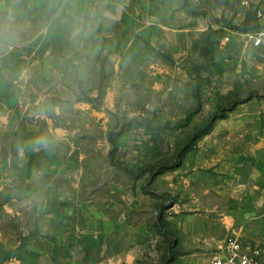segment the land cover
<instances>
[{"label": "crops", "instance_id": "crops-1", "mask_svg": "<svg viewBox=\"0 0 264 264\" xmlns=\"http://www.w3.org/2000/svg\"><path fill=\"white\" fill-rule=\"evenodd\" d=\"M185 24L195 21L183 0H0V264H133L141 235L132 190L124 209L119 193L105 199L83 186L96 172L80 149L93 146L83 132L87 113L97 114L79 99L96 66L89 35L112 51L119 75L136 65L120 52L149 41L171 48ZM262 136L225 157L237 188L223 193L232 213L217 228L261 249L264 264Z\"/></svg>", "mask_w": 264, "mask_h": 264}, {"label": "rangeland", "instance_id": "rangeland-1", "mask_svg": "<svg viewBox=\"0 0 264 264\" xmlns=\"http://www.w3.org/2000/svg\"><path fill=\"white\" fill-rule=\"evenodd\" d=\"M184 1L201 15L194 16L195 24L184 25L182 38L170 43L171 48L156 44L171 61L154 58L146 43H137L134 50L119 55L134 59V70L127 67L123 72L121 68L116 75L112 51L103 50L98 34L93 40L89 35L93 46L87 58H94L96 66H89L79 99L97 114L87 113L86 123L91 127L83 132L93 146L80 149L94 156L95 162L89 163L87 170L92 172L96 166V172L83 186L100 189L105 199L119 193L121 199L126 197L124 209L134 203L141 236L133 264H210L228 235L217 228L232 213V204L223 193L237 188L231 180L232 162L225 157L245 154L233 150L264 133V58L244 43L243 32L237 30L262 0ZM243 1H248L250 8L243 6ZM190 27L192 31H187ZM249 28H258L252 13ZM217 30L222 32L217 65L201 71L214 83L209 89L196 81L195 68L202 59L195 48L205 34ZM93 92L95 97H90ZM235 104L234 111L215 122L211 134L196 139L219 107ZM199 109L186 125V118ZM153 128L165 130L153 134ZM111 141L118 146V157L131 176L110 163ZM189 149L179 168L151 178L158 165H172L177 155ZM128 187L134 194L130 206ZM160 216L175 242L172 250L156 225Z\"/></svg>", "mask_w": 264, "mask_h": 264}, {"label": "trees", "instance_id": "trees-1", "mask_svg": "<svg viewBox=\"0 0 264 264\" xmlns=\"http://www.w3.org/2000/svg\"><path fill=\"white\" fill-rule=\"evenodd\" d=\"M192 6L193 5H188V4L186 5V1H184V7L186 8L189 15H191L193 17L194 16L195 17L200 16L201 14L195 13L194 11H192V9H191ZM251 13L255 18V14L250 11V13H248L246 19L241 23V25L237 29L238 31L246 33L248 31L254 30V29L249 28ZM221 36H222V32L220 30L210 31L209 33L204 35L202 43L199 46H196V48H195L198 50L199 55L202 59V64L198 65L195 68L196 81H197L198 85H200L201 87H206V88L212 89L214 86L213 81H211L208 77H203L201 74V71H209L210 69L216 67L217 64L215 62V57L217 56V53H218V47H219V43H220L219 41L221 39ZM147 51L154 58L164 59L167 61L172 60L170 55L163 53L160 50H157V49L151 47L149 44H147ZM199 104H200V101H199ZM199 106L201 107V105H199ZM237 106H238V104H235L232 106L219 107L218 111L210 119L207 128L202 133L197 134L196 139H199L202 136L211 134L214 130L215 122L219 118H221L220 116L222 114H223V116L224 115L226 116L227 113L234 111ZM200 110L201 109L191 113L186 118V121H185L186 125L190 124V122L193 120V118L198 114V112ZM219 113H220V115H217ZM164 130L165 129H161V128L151 129L153 134H157L161 131L163 132ZM111 144H112V149L109 152L110 163L114 167H117L118 169H122L124 172H126L128 175L131 176L130 171L128 170V168H126V165L118 157V154H119L118 146L114 143V141H111ZM191 150L192 149H189V150L185 151L184 153L177 155L175 157L174 163L172 165H158L156 170L151 174V178L153 179L154 177L161 175L167 171L176 170L177 168H179L182 164V160H183L184 156L188 152H190ZM156 225H157L159 231L161 232V234L169 240V247H170V250H172L175 246V242L172 240V235L166 230L161 216L157 218Z\"/></svg>", "mask_w": 264, "mask_h": 264}, {"label": "built area", "instance_id": "built-area-1", "mask_svg": "<svg viewBox=\"0 0 264 264\" xmlns=\"http://www.w3.org/2000/svg\"><path fill=\"white\" fill-rule=\"evenodd\" d=\"M249 7L248 1L242 2ZM258 28L241 34L244 43L262 54L264 58V1L253 7ZM263 253L258 247L244 243L235 234H229L222 247L212 257L210 264H261Z\"/></svg>", "mask_w": 264, "mask_h": 264}]
</instances>
